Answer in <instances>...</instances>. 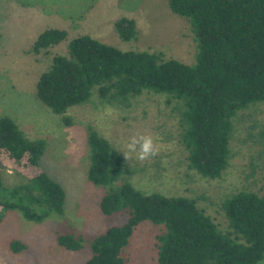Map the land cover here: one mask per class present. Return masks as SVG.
Masks as SVG:
<instances>
[{"label":"trees","instance_id":"1","mask_svg":"<svg viewBox=\"0 0 264 264\" xmlns=\"http://www.w3.org/2000/svg\"><path fill=\"white\" fill-rule=\"evenodd\" d=\"M170 10L188 19L198 45L195 65L166 60L158 53L123 52L91 36L68 42L67 55L54 58L36 86L38 99L54 114L89 103L94 88L108 103H125L145 92L179 102L181 142L192 169L203 178L220 179L229 168L234 121L241 111L264 103V0H168ZM115 28L123 41L137 36L136 21L121 18ZM68 32L48 28L37 38L35 53L59 46ZM1 44V34H0ZM70 124V119L64 117ZM88 178L108 189L102 213L129 212L128 221L97 237L85 264H125L122 256L135 228L145 221L164 225L158 240V264H264V185L262 194L240 191L222 208L228 233L199 208L193 198L144 194L129 183L123 156L90 128ZM44 140H29L9 117H0V164L28 180L7 187L0 172L2 211H19L34 223L65 213L66 191L42 167ZM83 238L58 237L70 251L83 248ZM12 252L27 245L13 241Z\"/></svg>","mask_w":264,"mask_h":264},{"label":"rangeland","instance_id":"2","mask_svg":"<svg viewBox=\"0 0 264 264\" xmlns=\"http://www.w3.org/2000/svg\"><path fill=\"white\" fill-rule=\"evenodd\" d=\"M136 21L137 36L123 41L115 23ZM48 28L68 32L63 44L35 53L38 36ZM0 117L11 118L32 141L46 142L41 167L66 191L65 213L42 223L27 221L19 211H2L0 264H85L93 241L129 219L123 211L106 216L101 201L108 189L88 178L90 128L123 156L127 173L117 186L129 183L138 191L166 197L196 199L219 229L228 233L223 202L240 191L262 194L264 185V103L241 111L234 121L229 168L220 179L203 178L192 169L181 142L182 105L167 95L145 92L125 103H108L93 89L89 103L54 114L37 97L36 86L68 42L88 35L123 52L158 53L166 60L195 65L198 45L188 19L174 14L168 0H0ZM70 119V124L64 121ZM151 136L155 156L140 160L129 152L133 137ZM7 187L27 182L25 176L0 164ZM164 225L139 224L124 248L125 264H158V238ZM82 237L83 248L70 251L58 237ZM19 241L26 250L12 252ZM264 263V260L262 261Z\"/></svg>","mask_w":264,"mask_h":264},{"label":"clouds","instance_id":"3","mask_svg":"<svg viewBox=\"0 0 264 264\" xmlns=\"http://www.w3.org/2000/svg\"><path fill=\"white\" fill-rule=\"evenodd\" d=\"M129 152L139 151L138 158L140 160L147 159L151 156H155L157 149L154 145L153 139L151 136H139L133 137L131 142L127 145Z\"/></svg>","mask_w":264,"mask_h":264}]
</instances>
